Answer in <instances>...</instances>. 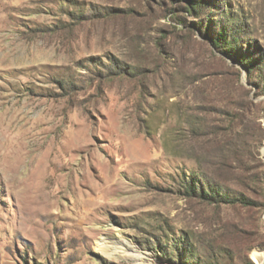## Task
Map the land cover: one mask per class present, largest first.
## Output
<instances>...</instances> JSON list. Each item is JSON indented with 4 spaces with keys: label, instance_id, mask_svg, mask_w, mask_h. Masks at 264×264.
<instances>
[{
    "label": "rangeland",
    "instance_id": "obj_1",
    "mask_svg": "<svg viewBox=\"0 0 264 264\" xmlns=\"http://www.w3.org/2000/svg\"><path fill=\"white\" fill-rule=\"evenodd\" d=\"M187 6L0 0V264H264V0L201 7L249 68Z\"/></svg>",
    "mask_w": 264,
    "mask_h": 264
},
{
    "label": "trees",
    "instance_id": "obj_2",
    "mask_svg": "<svg viewBox=\"0 0 264 264\" xmlns=\"http://www.w3.org/2000/svg\"><path fill=\"white\" fill-rule=\"evenodd\" d=\"M207 0H185V2L187 3V9L189 11H194L197 12L199 14L202 15V13L204 14L203 17L201 18L200 23L201 24V29L202 31H204L205 33H208L211 37V43L218 49H222L224 52L229 53V55L240 61L241 63H243L245 65V67H251L249 64V61L243 57V53L246 51H248L246 48V51L244 50V52H241L242 48L238 46V50L237 45L240 44V40H241V35H242V29L238 26H230L229 28H223L221 20L216 19L214 17V15L212 14V9L213 7L211 6V8L209 9V12H205L204 10L201 9V7H203L204 4H206ZM209 1V0H208ZM216 5L217 1H214ZM201 10V11H200ZM203 11V12H202ZM81 15H86L83 13H78L77 17H80ZM221 47V48H219ZM112 68L111 66H107L105 67V75L106 77H110L112 74L114 73H121L120 71H118L117 69H121L124 70L126 69L123 66L118 67V63L117 65L114 64ZM247 69V68H246ZM61 84L63 85L64 89H70L71 87H73V82L68 80H62ZM262 111L264 112V108L262 109ZM199 188V191L197 190ZM202 188V189H201ZM192 194L195 195H199L201 197L204 198H213L216 195V190L214 188H210L208 187L207 192L204 190L205 186H198V185H190L189 188ZM188 191V190H187ZM221 197H226V196H221ZM162 242V241H161ZM192 244L190 243V241L185 238V237H181L177 240L176 245L173 246V248L175 249V251H177V257L180 261L183 262V264L188 263L187 258L192 256ZM158 247L160 248V250L166 255L169 256L170 254L167 253V251L165 250V248L162 245H158Z\"/></svg>",
    "mask_w": 264,
    "mask_h": 264
}]
</instances>
